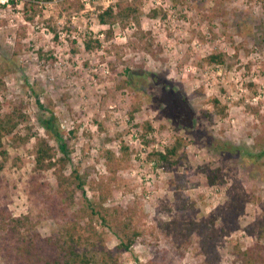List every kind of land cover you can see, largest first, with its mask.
Returning a JSON list of instances; mask_svg holds the SVG:
<instances>
[{
	"label": "rangeland",
	"instance_id": "rangeland-1",
	"mask_svg": "<svg viewBox=\"0 0 264 264\" xmlns=\"http://www.w3.org/2000/svg\"><path fill=\"white\" fill-rule=\"evenodd\" d=\"M8 1H0L1 111L23 110L29 123L16 133L31 138L5 140L9 158L0 155V208L14 217L31 216L43 237L57 236L62 222L79 224L87 234L95 229L110 249L133 217L144 236L122 255V264H202L193 248L177 249L160 229L161 221H206L219 214L218 227L232 230L218 245L217 264H233L236 245L244 251L260 240L264 0H137L138 20L115 25L110 39L98 14L119 0ZM155 10L159 13L152 16ZM214 52L226 53L228 62L200 66ZM214 99L229 107L227 117H205L214 110ZM52 113L68 142L70 161L35 174L38 138L47 139L57 158L63 156L40 123ZM145 122L152 123L151 133L139 127ZM177 137L186 142L182 165L165 171L150 161L149 154L164 152ZM122 140L131 158L102 203L101 186L113 178L105 153L120 156ZM204 167L220 169L226 184L209 186L200 171ZM76 168L89 175L85 192L71 184ZM183 175L192 212L174 207L176 180ZM33 177L49 185V199L39 202L31 195ZM235 185L247 197L231 211ZM101 203L119 211L110 226L92 212V205ZM10 254L0 239V264H20Z\"/></svg>",
	"mask_w": 264,
	"mask_h": 264
},
{
	"label": "trees",
	"instance_id": "trees-1",
	"mask_svg": "<svg viewBox=\"0 0 264 264\" xmlns=\"http://www.w3.org/2000/svg\"><path fill=\"white\" fill-rule=\"evenodd\" d=\"M137 0H119L116 7L111 6L98 14L99 23L109 28L107 34L108 39L113 34V28L117 24H127L132 20H138L139 9L135 5ZM66 1L65 3H67ZM70 4V5H69ZM69 6H72L68 2ZM159 12L153 11L152 16H156ZM95 45H99L95 41ZM88 49H92V42L86 43ZM228 62V56L224 52H214L201 60L200 66L204 65H225ZM130 73V72H128ZM135 73L129 74L130 78L135 77ZM152 76V75H151ZM5 86L4 80L0 76V89ZM40 103V100L38 101ZM41 105V104H40ZM43 106V105H42ZM214 110L205 112V117L212 120L215 115L221 118L228 116L229 107L222 104L218 99L213 100ZM2 104L0 102V155L7 160L9 158L8 151L5 149V140L12 137L15 140L23 142L29 141L31 135L22 138L17 135L16 130L21 124L29 123L28 117L23 110L13 107L9 111H1ZM137 108H133L130 112L131 120H135ZM188 121L190 118H186ZM57 118L54 113L49 118H43L40 123L44 130L57 143L59 151L62 153L61 158H57V153L47 141L46 138H38L35 144V174H42L48 169H54L59 163H67L70 161V150L65 135L61 132ZM141 127L145 134L151 133L153 125L150 122H145ZM186 142L183 138L177 137L174 144L167 147L164 152H154L149 154L150 161H154L163 170L170 171L187 160L185 152ZM105 158L109 169L113 174L110 184L102 185V193L100 200L105 202L112 194V183L116 182V173L120 168L127 163L131 158V149L121 141V155L116 156L114 153L107 151ZM207 175V183L214 187L218 184H226V180L220 169L208 170L200 168ZM70 179L71 184L75 183L76 187L83 192L86 191L89 175L82 172L80 168L73 170ZM187 175L181 176L176 180L177 188V203L174 207L178 211L192 212L195 208L184 197V188L187 186ZM61 185V184H60ZM100 187V188H101ZM31 195H38V201L49 199L52 194L49 193V185L41 182L38 177H33L30 181ZM247 197L242 192L241 188L235 185L229 194L230 210H239L243 201ZM101 204L92 205V212L98 215L104 226L112 225L114 219H117L115 214L117 209L105 208ZM168 211H173V207H168ZM130 218L125 222L122 232L119 237V243L115 248H108L103 234L95 229L87 234L86 228H82L79 224L68 222L59 223V234L54 237H43L37 230L36 224L32 221L29 215L14 217L13 214L6 208H0V239H2L8 249L12 251L13 257L20 264H122V255L130 250L140 238L144 236L141 229L133 226ZM219 214H215L209 220L202 221H182L173 219L168 222L161 221L160 229L173 241L180 252H184L193 248L194 258L202 264H217L220 260L218 245L224 235L231 232L230 227H218ZM260 240L246 250H241L239 245H236L233 251V264H264V218L260 225ZM9 251V250H8ZM10 252V251H9Z\"/></svg>",
	"mask_w": 264,
	"mask_h": 264
},
{
	"label": "built area",
	"instance_id": "built-area-1",
	"mask_svg": "<svg viewBox=\"0 0 264 264\" xmlns=\"http://www.w3.org/2000/svg\"><path fill=\"white\" fill-rule=\"evenodd\" d=\"M3 4L9 2L8 0H0ZM109 7V6H108Z\"/></svg>",
	"mask_w": 264,
	"mask_h": 264
}]
</instances>
